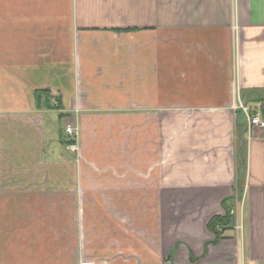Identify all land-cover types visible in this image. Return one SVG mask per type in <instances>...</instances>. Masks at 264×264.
Returning a JSON list of instances; mask_svg holds the SVG:
<instances>
[{
	"label": "crops",
	"instance_id": "obj_1",
	"mask_svg": "<svg viewBox=\"0 0 264 264\" xmlns=\"http://www.w3.org/2000/svg\"><path fill=\"white\" fill-rule=\"evenodd\" d=\"M241 105L264 0H0V264H264Z\"/></svg>",
	"mask_w": 264,
	"mask_h": 264
},
{
	"label": "built area",
	"instance_id": "obj_2",
	"mask_svg": "<svg viewBox=\"0 0 264 264\" xmlns=\"http://www.w3.org/2000/svg\"><path fill=\"white\" fill-rule=\"evenodd\" d=\"M51 102L53 105L58 106L60 104L59 100L56 97H52L51 98ZM242 110L245 112V114L247 115L248 119H249V123L250 125H254V126H258L261 129H264V118H262L260 111H255V113L251 112V108L248 106H243L241 105ZM65 130L67 132V134L71 137V140H69V148L71 150H76L77 149V144L75 142L74 136H75V130L74 127L71 123H67ZM230 223V224H228ZM227 224H218L216 226V229L218 231H221L222 229H224L226 226L231 225L234 228H236L237 230L241 229V225H239L238 221L233 219H230V221ZM82 264H95L92 260H86L83 261Z\"/></svg>",
	"mask_w": 264,
	"mask_h": 264
},
{
	"label": "trees",
	"instance_id": "obj_3",
	"mask_svg": "<svg viewBox=\"0 0 264 264\" xmlns=\"http://www.w3.org/2000/svg\"><path fill=\"white\" fill-rule=\"evenodd\" d=\"M232 214L230 212H227V214L225 216H214L208 226L209 228L216 234V240H218L221 237V233L219 231H217L216 226L218 224H224V223H228L231 219Z\"/></svg>",
	"mask_w": 264,
	"mask_h": 264
},
{
	"label": "rangeland",
	"instance_id": "obj_4",
	"mask_svg": "<svg viewBox=\"0 0 264 264\" xmlns=\"http://www.w3.org/2000/svg\"><path fill=\"white\" fill-rule=\"evenodd\" d=\"M218 231V230H217Z\"/></svg>",
	"mask_w": 264,
	"mask_h": 264
}]
</instances>
